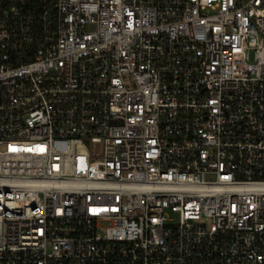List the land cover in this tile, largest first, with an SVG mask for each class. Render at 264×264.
I'll return each mask as SVG.
<instances>
[{"label": "built area", "instance_id": "1", "mask_svg": "<svg viewBox=\"0 0 264 264\" xmlns=\"http://www.w3.org/2000/svg\"><path fill=\"white\" fill-rule=\"evenodd\" d=\"M0 264H264V0H0Z\"/></svg>", "mask_w": 264, "mask_h": 264}]
</instances>
